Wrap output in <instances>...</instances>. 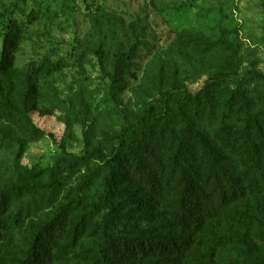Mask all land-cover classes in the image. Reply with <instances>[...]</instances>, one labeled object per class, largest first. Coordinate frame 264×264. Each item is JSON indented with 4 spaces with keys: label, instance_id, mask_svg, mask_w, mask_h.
Here are the masks:
<instances>
[{
    "label": "rangeland",
    "instance_id": "1",
    "mask_svg": "<svg viewBox=\"0 0 264 264\" xmlns=\"http://www.w3.org/2000/svg\"><path fill=\"white\" fill-rule=\"evenodd\" d=\"M220 27L238 47L240 72L256 69L264 74V0H0V53L5 32H15L11 67L0 73V99L28 94L25 101L31 105L34 137L17 163L9 160L7 164L9 152L0 149V189L6 180L31 186L30 192L7 208L9 221L31 207L25 221L11 225V233L0 242V264H19L30 234L50 222L53 229L38 240L34 264H264L260 173L255 177L251 173L244 181V197L208 216L202 229L193 233L177 224L176 191L171 184L159 185L157 194L144 175L123 176L112 230L124 241L128 254L102 253L99 224L105 210L90 205L103 192L101 182L122 130L137 122L150 105L151 98L144 100L142 95L145 85L140 88V84L153 74L154 56L165 58L179 33L215 39ZM124 35L130 37L135 54L120 89L110 79V58L114 39ZM100 49L108 51L102 65L95 54ZM175 63L187 91L198 92L206 73L199 72L196 62L178 59ZM183 94L180 88L155 99L157 117L170 116V121L156 123L165 122L176 130L184 126L185 121L177 119ZM202 123L207 129L204 134L210 136L214 122ZM10 130L15 131L10 122L0 121V135ZM158 141L159 164L148 167L153 178L171 169L170 138ZM85 153L90 154L85 161L73 163V156ZM228 159L234 174H242L238 157L229 152ZM184 166L189 168L191 163ZM62 209L68 214L63 222L57 215ZM246 209L259 220L241 216ZM86 212L91 214L86 215V226L74 233L75 221ZM153 235L178 238L187 247L180 251L129 249L133 240L145 241Z\"/></svg>",
    "mask_w": 264,
    "mask_h": 264
},
{
    "label": "trees",
    "instance_id": "2",
    "mask_svg": "<svg viewBox=\"0 0 264 264\" xmlns=\"http://www.w3.org/2000/svg\"><path fill=\"white\" fill-rule=\"evenodd\" d=\"M14 36V31H6L2 37L0 73L7 72L11 67ZM114 42L115 49L110 58V79L116 88L121 89L122 84H125V68L134 57L135 49L130 46L128 35H124L121 40L115 38ZM107 53L104 49L95 51L101 65L107 59ZM163 55L165 58L154 56L153 74L148 75L140 84V88L145 85L146 91L142 95H145L144 100L151 98L150 105L135 120L137 122H131L130 126L122 130L113 160L108 166V174L101 182L103 192L97 202L90 204L91 207L105 210L100 215L99 224L104 255L129 252L124 241H120L112 230L113 218L119 207L118 198L122 197L119 183L123 176L144 175L146 184L157 194L159 185L171 184L176 191L177 224L189 233L201 230L204 219L217 210L225 211L232 201L244 197L247 193L244 181L249 180L251 173L254 177L260 173L258 176L264 180V74L256 69L240 72L238 47L223 27H220L215 39L200 33H179ZM178 59H184L190 64L196 62L199 72L206 73L203 86L195 94L188 92L186 84L178 79L175 63ZM180 88L184 94L177 119L185 121L184 126L176 130L165 122L156 123L170 121V116L165 113L164 118L157 117L155 99L171 95ZM27 96L24 95V99L4 96L0 99V121H8L15 127V131L0 135V149L9 152L5 161L7 164L9 160H12V164L17 163L25 144L34 138L31 135V105L25 101ZM144 105H147V101H144ZM209 121L214 123L209 126L212 134L207 136L204 134L207 129H203L202 122ZM163 136H168V145H173L168 158L171 169L153 178L148 167L153 163L159 164L156 148L161 146L158 140ZM229 152L236 155L242 164V174H239L241 179L232 170ZM89 156L88 153L73 156V163L85 161ZM186 162L191 163L189 168L184 166ZM90 182L93 183H87ZM3 186L0 189V242L11 233V225L25 221L31 208L26 207L7 221L9 204L30 192L31 186L12 180H6ZM207 200L210 201L209 206L202 205ZM74 206L78 207L79 204L75 203ZM255 208L258 210V205ZM63 210L57 212L62 222L68 216ZM248 210L240 212V215L257 222L258 217ZM86 215L91 216L86 212L75 221L72 229L74 233L84 229L87 224ZM52 229L51 222L36 227L32 236L30 234L28 237L19 264L35 263L33 252L38 240ZM186 247L183 240L178 238L153 235L145 241L133 240L129 249L161 251L171 248L180 251Z\"/></svg>",
    "mask_w": 264,
    "mask_h": 264
}]
</instances>
